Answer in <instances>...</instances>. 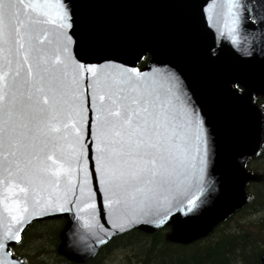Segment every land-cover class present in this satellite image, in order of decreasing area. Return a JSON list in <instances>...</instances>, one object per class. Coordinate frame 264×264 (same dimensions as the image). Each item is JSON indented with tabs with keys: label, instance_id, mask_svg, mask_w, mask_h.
Instances as JSON below:
<instances>
[{
	"label": "water",
	"instance_id": "water-1",
	"mask_svg": "<svg viewBox=\"0 0 264 264\" xmlns=\"http://www.w3.org/2000/svg\"><path fill=\"white\" fill-rule=\"evenodd\" d=\"M45 2L52 14L59 10L64 17L45 27L53 41L50 57L59 54L64 61L56 67L67 72L66 83L78 82L74 106L80 113V157L73 161L71 183L38 185L36 193L20 201L6 202L11 193L0 185L4 264H24L10 247L34 221L66 217L58 251L86 263L104 244L131 229L151 233L168 224L172 239L189 243L246 203L250 177L244 159L258 155L264 141V112L252 103V91L264 94V0ZM145 55L149 60L138 68ZM87 68L98 69L100 81L131 82L171 101L186 142L163 190L121 187L110 179L107 164L102 174L96 151L98 104L94 91L86 90L96 77ZM235 83L247 91L236 90ZM14 92L9 90L6 105L0 107V119L12 109ZM72 139L70 135L68 143ZM5 169L0 166V180L8 177ZM17 203L18 212L6 209V204L15 208ZM13 215L23 219L17 223Z\"/></svg>",
	"mask_w": 264,
	"mask_h": 264
},
{
	"label": "snow or ice",
	"instance_id": "snow-or-ice-1",
	"mask_svg": "<svg viewBox=\"0 0 264 264\" xmlns=\"http://www.w3.org/2000/svg\"><path fill=\"white\" fill-rule=\"evenodd\" d=\"M51 7L45 0H0V107L6 105L9 90L15 89L12 109L0 119V166L8 171L0 185L11 193L6 202L36 193L38 185L71 183L73 161L80 157L76 119L80 113L74 106L79 86L75 79L65 82L67 72L56 67L64 64L60 55L54 59L49 55L53 41L45 26L64 18L59 10L52 14ZM85 71L96 77L86 90L94 91L98 104L96 151L102 174L107 164L110 179L121 187L163 190L186 142L171 101L131 82L100 81L96 68ZM70 135L73 139L68 143ZM20 207V203L15 208L6 204L10 213ZM13 219L20 223L23 217L13 215ZM15 239L19 241V235Z\"/></svg>",
	"mask_w": 264,
	"mask_h": 264
},
{
	"label": "trees",
	"instance_id": "trees-1",
	"mask_svg": "<svg viewBox=\"0 0 264 264\" xmlns=\"http://www.w3.org/2000/svg\"><path fill=\"white\" fill-rule=\"evenodd\" d=\"M148 59L145 55L138 67H144ZM255 103L264 107V95L259 94ZM243 167L250 177L245 184L249 196L246 203L189 243L172 239L168 224L151 233L132 229L115 236L88 262L78 263L59 253L60 235L67 219L55 217L29 224L10 250L24 264H262L264 141L258 155L246 156ZM48 225L56 226L55 243L45 230Z\"/></svg>",
	"mask_w": 264,
	"mask_h": 264
},
{
	"label": "rangeland",
	"instance_id": "rangeland-1",
	"mask_svg": "<svg viewBox=\"0 0 264 264\" xmlns=\"http://www.w3.org/2000/svg\"><path fill=\"white\" fill-rule=\"evenodd\" d=\"M56 226L55 225H48L46 227V232L51 234V240L53 243L56 241Z\"/></svg>",
	"mask_w": 264,
	"mask_h": 264
},
{
	"label": "flooded vegetation",
	"instance_id": "flooded-vegetation-1",
	"mask_svg": "<svg viewBox=\"0 0 264 264\" xmlns=\"http://www.w3.org/2000/svg\"><path fill=\"white\" fill-rule=\"evenodd\" d=\"M234 87L237 89V90H239V91H242V92H244V91H247V88L244 86V85H242V84H239V83H235L234 84ZM253 92V94H254V97H253V101L256 99V97L259 95L258 93H255L254 91H252Z\"/></svg>",
	"mask_w": 264,
	"mask_h": 264
}]
</instances>
